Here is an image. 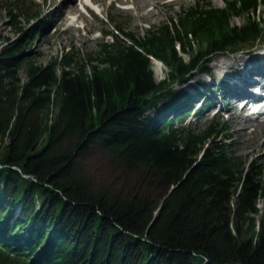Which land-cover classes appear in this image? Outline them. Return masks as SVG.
Returning a JSON list of instances; mask_svg holds the SVG:
<instances>
[{
  "label": "trees",
  "instance_id": "16d2710c",
  "mask_svg": "<svg viewBox=\"0 0 264 264\" xmlns=\"http://www.w3.org/2000/svg\"><path fill=\"white\" fill-rule=\"evenodd\" d=\"M3 3L18 33L21 19L39 15L31 0ZM259 5L194 0L142 36L114 27V39L97 50L82 58L63 50L46 64L28 50L40 29L6 39L0 264H264V206L256 204L264 167L228 150L224 120L181 124L199 89L176 88L194 72L208 77L213 54L260 43ZM232 16L243 23L230 24ZM152 59L167 68L158 81ZM218 88L223 94L225 84ZM90 147L161 190V201L94 188L76 161Z\"/></svg>",
  "mask_w": 264,
  "mask_h": 264
},
{
  "label": "rangeland",
  "instance_id": "374dc122",
  "mask_svg": "<svg viewBox=\"0 0 264 264\" xmlns=\"http://www.w3.org/2000/svg\"><path fill=\"white\" fill-rule=\"evenodd\" d=\"M31 1L35 4L39 15L28 20L21 19L20 23L24 30L18 33L13 30L9 23L3 7L4 0H0V47L6 39L15 41L29 30L40 29L41 31L36 34L28 50L31 54L38 55L36 59L38 63L46 64L63 50L73 49L80 58L88 52L97 50L102 43L111 42L114 39L115 35L112 34L114 27L118 28L119 26V30L124 34L131 32L142 36L147 29L167 22L170 17L175 18L180 8L191 5L194 0H155L156 5H152L149 1L150 3L146 2L142 6L137 2L134 5L132 0H99L98 3H92L89 0H67L62 6L63 14L61 8L58 7L61 0ZM204 1L213 6L223 5V0ZM84 2H86L85 6H83ZM70 7H74V10L69 11L68 8ZM147 13L148 16H146ZM136 15L143 17L138 18ZM253 17L254 19L258 17L261 20L259 24L264 23V7L257 6ZM243 21L242 16H232L229 22L232 25H240ZM116 38L119 36L117 35ZM188 53L189 51H186L185 54L180 53V55L184 60H187ZM260 55H264V34L260 43L255 44L249 50L213 54L208 63L209 77L205 73L194 72L191 79L185 84L180 87H173L190 91L196 84V80H201L203 84L207 85V90H201L207 100L211 101L215 98L216 104L208 107V101L205 108L198 109L194 114V110L200 106L199 102L202 97L197 96L188 100L185 104L188 114L181 124L194 128L200 127L214 116L224 120L227 126L228 141L231 144L228 150L242 156L243 159L255 158L257 163L264 167V127L257 125L262 120L242 116L243 113H238L235 107H227L228 94L224 96L225 94L222 95L220 89L216 88L220 80L219 77L230 81L235 78L234 76L239 77L240 75L237 73L235 65L230 66L229 69L225 66L219 68L221 59L224 58L227 63L230 62L231 64L238 61V58H240V62L248 59L249 69L264 70V58H261ZM166 71L167 68L162 61H152L154 81L161 79ZM58 72L59 69L56 68V73L58 74ZM234 72L237 74H233ZM220 73H223L225 77ZM20 76L23 77L22 72H20ZM218 95L222 99L221 103L217 98ZM232 100L234 101L235 97ZM76 161L82 174L94 188L121 193L144 192L148 194L153 203L160 202L164 195L161 190L146 188L142 179L134 172L116 164L95 147H90L78 154ZM256 204L258 208H262L264 199H258Z\"/></svg>",
  "mask_w": 264,
  "mask_h": 264
},
{
  "label": "bare ground",
  "instance_id": "6f19581e",
  "mask_svg": "<svg viewBox=\"0 0 264 264\" xmlns=\"http://www.w3.org/2000/svg\"><path fill=\"white\" fill-rule=\"evenodd\" d=\"M66 1L67 0H61L60 4L58 5V7L61 8V13H62V8H63L62 6H64V4L66 3ZM89 1H91L92 3H98L99 2V0H89ZM149 1H151L152 5H156V1L155 0H132V2L134 3V5L137 2V4H140V6H142L143 4H145L146 2H149ZM85 3L86 2H84L83 6H85ZM68 9H69V11L70 10H74V7H70ZM148 13L146 14V16L149 15ZM136 17L141 18L143 16L136 15ZM219 63H220L218 65L219 68H222V67L225 66V67H227L229 69L230 66L235 65V69L237 70V73H240L239 77L234 76L235 78L230 80L231 81V92L229 93V99H228V103H227V106L228 107H232L233 104H234V102H236L237 105H238L241 102V100H239L238 98H236L235 101L233 102L232 98H234L237 95H240L242 93L243 94H246V95H253V92H260V93L263 92L264 93V71L263 70L249 69L248 68V65H249L248 64V59H246L245 61L242 60L240 62V58H238V61H236L235 63H232L231 64L230 62L227 63V61L223 58V59L220 60ZM251 67H252V65H251ZM263 67H264V65H263ZM237 73L234 72L233 74H237ZM253 98L254 97H247V98L245 97V102L243 103L245 105L243 107H240L238 109V113H240V111L243 108H245L248 103H249L248 104L249 106H252V107L255 106V107L259 108V109H262L261 104H254L255 99H253ZM259 109H256V110L259 111ZM254 111H255V109H254ZM254 117L259 118L261 116H254ZM257 125L264 127V118H263L262 122L259 123V124H257Z\"/></svg>",
  "mask_w": 264,
  "mask_h": 264
},
{
  "label": "water",
  "instance_id": "95a60500",
  "mask_svg": "<svg viewBox=\"0 0 264 264\" xmlns=\"http://www.w3.org/2000/svg\"><path fill=\"white\" fill-rule=\"evenodd\" d=\"M23 176H25V175H23Z\"/></svg>",
  "mask_w": 264,
  "mask_h": 264
}]
</instances>
